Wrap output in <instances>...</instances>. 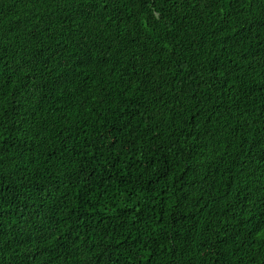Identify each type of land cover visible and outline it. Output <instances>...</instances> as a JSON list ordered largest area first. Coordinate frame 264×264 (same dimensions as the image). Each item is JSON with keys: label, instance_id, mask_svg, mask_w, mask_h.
I'll return each instance as SVG.
<instances>
[{"label": "trees", "instance_id": "16d2710c", "mask_svg": "<svg viewBox=\"0 0 264 264\" xmlns=\"http://www.w3.org/2000/svg\"><path fill=\"white\" fill-rule=\"evenodd\" d=\"M0 264H264V0H0Z\"/></svg>", "mask_w": 264, "mask_h": 264}]
</instances>
